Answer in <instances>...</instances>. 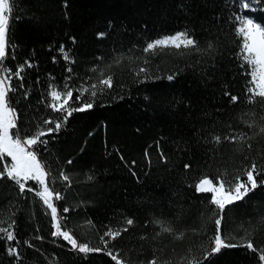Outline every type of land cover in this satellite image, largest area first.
<instances>
[{
    "label": "trees",
    "instance_id": "obj_1",
    "mask_svg": "<svg viewBox=\"0 0 264 264\" xmlns=\"http://www.w3.org/2000/svg\"><path fill=\"white\" fill-rule=\"evenodd\" d=\"M13 2L5 63L13 71L25 60L33 64L23 73L25 88L13 79L18 90L10 93L22 137L42 126L43 118L59 116L47 106L50 87L90 85L101 70L114 77L115 88L99 96L91 110L73 113L59 133L44 138L46 146H38V157L53 177L61 169L71 177L70 187L58 178L51 184L63 196L57 207L64 226L79 241L102 248L100 236L107 226L119 227L125 218L133 219L129 231L109 245L129 264H148L154 257L171 264H186L192 258H200L202 264H261L259 253L246 247L226 248L203 260L214 235L215 207L210 193H196L190 185L204 175L227 172L231 177L252 160L264 165V134L248 127L249 122L264 123V102L257 98L248 103L250 77L241 66L235 20L236 15L251 16L264 25V10L245 11L239 0ZM185 30L201 51H143L147 43ZM61 45L74 63L63 59ZM140 67H147L152 79L139 83ZM169 75L174 79L169 81ZM231 96L238 97L236 103ZM245 132L258 133L248 141L252 150L224 140ZM217 135L220 144L214 141ZM185 164L191 167L185 170ZM89 175L94 179L89 181ZM257 179H264V174ZM8 208H18L17 240L11 244L18 247L21 259L9 256L8 242L0 239V264H115L104 251L87 256L71 251L65 241L51 236V218L34 194L20 196L15 185L0 181V216H6ZM157 220L183 232L184 238L156 236ZM262 221L264 187L226 208L222 232L238 244L249 231L254 245L264 248ZM37 235L43 240L35 239Z\"/></svg>",
    "mask_w": 264,
    "mask_h": 264
},
{
    "label": "snow or ice",
    "instance_id": "obj_2",
    "mask_svg": "<svg viewBox=\"0 0 264 264\" xmlns=\"http://www.w3.org/2000/svg\"><path fill=\"white\" fill-rule=\"evenodd\" d=\"M240 7L245 11H261L264 10V0H239ZM14 11L13 0H0V181H8L15 185L18 189V194L23 196L25 193H32L39 199L45 208V215L51 218V226L53 231L51 236L56 239H62L68 245L70 250L80 254L94 253L104 251L115 264H129L127 258L121 255L120 251H114L109 245L118 240L123 233L129 231V228L134 224L133 219L125 218L121 226H107L104 233L100 236L101 247H93L89 242H81L74 235V233L64 226L62 217L58 211V207L54 201H60L63 196L60 192L54 190L51 184L58 178L60 181L71 186V177L61 169L58 177L52 176V171L47 168L41 159L38 157L40 145H47L48 140L45 137L52 136L53 133H59L60 130L68 123L69 118L73 113H83L91 110L99 96L106 95L110 90L115 88L114 77L112 74H105L103 70L100 71L97 80L90 85L85 82L78 88H72L68 84L64 87L57 88L52 86L48 91V107L53 113L59 114L56 118H43L42 126L37 125L36 130L31 135L20 134L18 128V111L13 106L10 98V93L17 92V86H14L13 79L19 80V88L24 89V75L26 68H32L33 64L25 60L23 64L18 65L13 71L6 65V60L10 55V40L9 32L11 30L10 21ZM235 20L239 22V27L236 29L237 35L241 38L239 57L242 61L241 66H246L245 74L250 77L248 81L249 87L247 93L249 96L248 103L253 104L257 98L264 102V25L255 21L251 16L236 15ZM103 36L104 33L98 34ZM14 47V46H13ZM213 45L209 43L208 48L211 49ZM173 49L177 52L181 50L201 51L197 41L191 37L188 31H180L172 35L164 36L147 43L143 49L145 53L156 55L158 52H165V50ZM59 52L62 54L66 62L74 63V59L69 52L61 45ZM55 60V58H53ZM120 63L119 60L116 61ZM148 63L147 60L144 61ZM71 72L72 69L68 68ZM96 72V68L91 69ZM139 83H144L148 79H152L149 75L147 67H140L136 72ZM68 79H71L69 77ZM169 81L174 79L173 75L167 77ZM75 93V99H74ZM225 95L230 93L225 92ZM27 91L23 92V98L27 99ZM87 97V99H84ZM122 98V97H120ZM238 97L231 96V102L236 103ZM76 106H73V105ZM264 121V117H261ZM249 128L258 127V133L264 134V123L259 125L249 122ZM257 132L252 135L242 133L237 135H227L224 140L231 144L246 145L249 150H252L253 145L248 143L251 141ZM216 144L221 143L219 135L214 137ZM147 155V152H146ZM10 158V159H9ZM123 159V157H121ZM161 159L165 160L164 154L161 152ZM248 156H245V160ZM68 164L72 160L67 161ZM191 165L185 164V170L189 169ZM242 173V174H241ZM135 175V173H133ZM264 174V165L259 164L256 160H252L250 165L240 170V173L230 175L227 172H221L216 177L210 178L207 175L202 176L195 182L194 191L196 193L204 194L210 193V204L215 207L213 216L214 235L210 238L211 247L205 250L203 260H208L210 256L219 254L223 249L234 247H246L248 250L259 253V261L264 264V248H258L254 245L250 238L252 233L246 231L245 236L240 243H230L229 240L234 237L225 238L222 232V221L224 220V213L228 206L236 202L243 201L250 193L254 192L260 187H264V179L258 180L257 177ZM89 181L94 177L89 175ZM29 182H34V186H30ZM18 208H8L6 216H0V239H5L8 242L7 253L16 260L21 259V253L17 246L11 244L12 241L17 240L15 234L16 220L14 219ZM68 208H63V212L67 213ZM91 225V221L88 222ZM156 223L160 227V231L156 233L159 236L161 233L174 235L177 240L184 238V233L174 230L170 224L164 221L157 220ZM264 223V221H262ZM37 240H43L42 236L37 235ZM144 239V237H141ZM19 241H17V244ZM29 248H35L33 244L25 241ZM40 251L39 249H35ZM148 264H171L170 261H161L159 258H152ZM186 264H202L200 258L187 259Z\"/></svg>",
    "mask_w": 264,
    "mask_h": 264
},
{
    "label": "rangeland",
    "instance_id": "obj_3",
    "mask_svg": "<svg viewBox=\"0 0 264 264\" xmlns=\"http://www.w3.org/2000/svg\"><path fill=\"white\" fill-rule=\"evenodd\" d=\"M12 17H13V13H12ZM12 20V19H11ZM10 25H11V21H10ZM10 159V158H9ZM51 187H53V185H51ZM56 203V205L58 204L59 201H54Z\"/></svg>",
    "mask_w": 264,
    "mask_h": 264
}]
</instances>
